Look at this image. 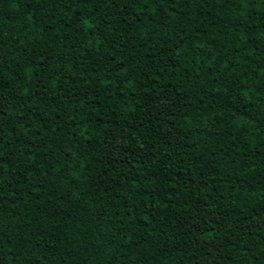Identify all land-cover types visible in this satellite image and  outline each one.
I'll return each instance as SVG.
<instances>
[{"label": "trees", "instance_id": "16d2710c", "mask_svg": "<svg viewBox=\"0 0 264 264\" xmlns=\"http://www.w3.org/2000/svg\"><path fill=\"white\" fill-rule=\"evenodd\" d=\"M0 111V264H264L262 0H0Z\"/></svg>", "mask_w": 264, "mask_h": 264}, {"label": "snow or ice", "instance_id": "6c2138e0", "mask_svg": "<svg viewBox=\"0 0 264 264\" xmlns=\"http://www.w3.org/2000/svg\"><path fill=\"white\" fill-rule=\"evenodd\" d=\"M239 2L241 4H247L249 3V0H239ZM262 2H264V0H262ZM144 3H148V0H144ZM173 7L175 8L176 5H173ZM85 23H87V21H85ZM4 116V112L0 111V117ZM9 163V161L4 157L3 153L0 152V175H2L3 172V168L5 167V165H7ZM262 255H264V252H262Z\"/></svg>", "mask_w": 264, "mask_h": 264}]
</instances>
